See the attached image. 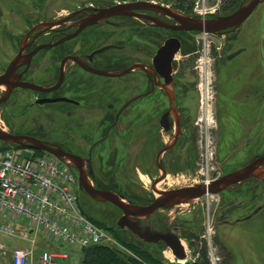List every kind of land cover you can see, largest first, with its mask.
<instances>
[{
  "label": "flooded vegetation",
  "instance_id": "obj_1",
  "mask_svg": "<svg viewBox=\"0 0 264 264\" xmlns=\"http://www.w3.org/2000/svg\"><path fill=\"white\" fill-rule=\"evenodd\" d=\"M46 1L49 0H0V23L12 22V15L21 13L23 7L20 5L25 2L40 12ZM139 1H150L176 8L158 0H113L109 3L106 1L103 5L92 1L67 10L66 13L62 10L47 18L29 22L21 34L13 31L8 37L13 39V43L8 47L11 49H8L7 53H0V74L6 71L17 55H21L14 72L16 82H30L44 88L54 87L51 91H40L17 86L9 98L15 90L21 89L32 91L35 94L33 102L36 104L43 106L61 103L60 115L64 118V128L60 140L50 137L47 128L38 123L33 125L34 131L38 133L27 134L77 155L80 159L79 164L97 189L113 191L124 198L126 196L122 191L128 194V197L137 193L132 185L125 181L130 174V166L135 169H138V165L147 167L152 176L151 189L156 193L155 197L158 195L156 189L166 191L178 188L160 185L169 184V171L177 170L181 164L192 166L195 148L203 146L204 127L214 147H221L223 142L219 131L222 128L220 122L223 118L222 113L225 116L227 110L233 112L234 102L239 107L246 108L245 112H248L250 118L259 119L262 116L264 118V29L260 30L259 20L255 15L256 12L260 13L259 6L264 0H261L237 29H228L223 34H217L226 36L224 45L228 49V46L233 47L228 44L231 40L228 36L238 33L237 41L240 45L223 55L227 61L235 57L242 59L237 68L238 88L242 96L237 101L231 99L226 103L225 101L220 103L215 95L217 93L215 83L210 102L203 99L200 87L197 100L193 94L190 95L200 82L198 84L196 79L192 80L188 75L186 71L188 63L182 62L181 65L178 62V53L191 46L190 36H194L193 41L198 42L197 36L201 32L177 31L162 27L158 25L160 19L169 23L176 21L156 10L143 7L146 4L139 3L134 7L133 3ZM237 1L238 7L249 0ZM115 4L128 5L125 13L106 16L101 19L102 21L85 25L76 36L67 38L75 33L85 20L98 13L100 8ZM225 9L227 8H223ZM223 10L202 18H212L233 11ZM191 15L199 16L195 13ZM55 22L58 23L48 25ZM171 38L179 39L180 49L172 57L170 52L161 58L157 57L160 48ZM103 47L106 48L98 51ZM236 51L239 53L230 57ZM189 53L188 50L187 54ZM216 60L214 57L215 75L219 73ZM194 68L199 71L201 77L198 60ZM98 71L108 74H101ZM192 76L195 77L196 74L193 73ZM1 90L0 97L5 93L6 87L0 86ZM47 98L63 100L40 102ZM204 103L212 109L214 124L211 129L202 108ZM221 107L226 108V111H221ZM255 125L256 122L254 127ZM231 141L234 143V138H231ZM260 141L258 134L256 142L253 143L254 149H259ZM263 154L264 152L254 154L247 163L243 162L235 167L232 162V168L229 167L216 175H213V171L210 182L244 167ZM66 160L70 162L68 165L76 175L78 194L83 190L90 196L80 187L78 163ZM138 177L143 180L140 174ZM217 195L221 209L219 223L234 225L252 218L264 208L262 203L264 178L251 176L230 185ZM155 197L146 204H150ZM161 209L164 208L145 217L140 224L151 227L153 231L175 232L184 244L183 238L187 237L186 235L183 237L182 234L188 223L177 220L173 226L165 223L160 228L156 227V221L159 220L157 212ZM235 214L247 216L233 218ZM219 250L225 252V255L229 251L224 246Z\"/></svg>",
  "mask_w": 264,
  "mask_h": 264
},
{
  "label": "rangeland",
  "instance_id": "obj_2",
  "mask_svg": "<svg viewBox=\"0 0 264 264\" xmlns=\"http://www.w3.org/2000/svg\"><path fill=\"white\" fill-rule=\"evenodd\" d=\"M97 2L103 5L108 1L113 0H49L43 5V8L38 12L37 8H33L29 3H24L21 6L23 10L21 13H16L12 15V22L0 23V53L8 52L9 46L13 43V39H8L9 34L13 31L18 33L26 30L29 22L39 20L41 18H47L52 14H57V12H67V10H72L78 8L83 4L89 2ZM165 4L173 5L177 7V0H158ZM193 2V6L196 0H190ZM211 6H216L219 4V10L227 8L223 11L230 12L239 4V1L235 4V7L229 9L230 0H208ZM191 8L185 13H195L194 8ZM260 13H255L256 18L259 20L260 30L264 29V3L259 6ZM258 11V12H259ZM184 12V11H183ZM224 12V13H225ZM252 22V20H250ZM32 24V23H31ZM251 29L253 28V23L250 24ZM16 28H19L18 30ZM21 34V33H20ZM192 43L191 46L185 48L178 53V62L188 63L186 71L192 80L201 83L198 87L191 92L190 95H194L196 100L199 97V87L202 89L203 98L210 101L212 95L214 94V83L217 85L215 88L217 93L215 94L219 98V102L225 101L230 102L231 99L237 101L241 98L242 94L238 88V72L242 59L233 58L231 61H227L223 53L227 54L231 50L238 47L240 44L237 41L238 33L231 34L228 36L230 42L226 49L225 42L226 36H219L217 34H198L197 41H193L194 36H190ZM243 44V43H242ZM188 50L190 51L189 54ZM201 50V52H200ZM207 51V54L205 52ZM10 54V53H9ZM186 54V55H185ZM222 55V56H221ZM214 57L217 58L218 74L216 72L214 64ZM6 59V58H4ZM201 59V60H200ZM197 60L199 65H206V73L203 76H199V71L194 67L197 65ZM6 61V60H5ZM224 62V63H223ZM221 63L222 66H221ZM227 63V64H226ZM262 67H260V73L262 72ZM195 73L196 76L193 77L192 74ZM201 73V70H200ZM204 73V72H203ZM262 74V73H261ZM2 90L0 91L1 94ZM201 97V96H200ZM35 99V94L30 90L17 89L13 92V95L0 106V125L6 130L15 133H38L33 129L34 123H38L47 128V133L50 137L57 140L61 139V134L64 128V118L60 115V105L57 104H47L39 105L33 102ZM222 101V102H221ZM232 111L227 110L225 116L222 113L220 122L222 128H220L219 135L223 142L221 147L210 148L207 151L201 150L197 147L195 148V163L192 161V166H185L181 164L177 170L169 171V184L165 185L162 183L161 187H182L187 185H193L199 183L195 181L198 179V170L201 169L203 163L206 169V159L208 155L212 158L211 163L208 164L211 172L214 171L213 175L222 172L224 170L232 168V162L234 167L240 165L243 162L247 163V160L251 158L254 154L264 152V118L253 119L250 118L247 109L239 107L237 103H233ZM264 105V104H263ZM58 107V108H57ZM221 111H226V108L221 107ZM223 109V110H222ZM43 111V114H41ZM243 111V112H242ZM230 112V113H229ZM245 112V113H244ZM262 115V114H261ZM249 117V118H247ZM254 122L256 125L254 127ZM258 122V123H257ZM210 124H214V121L210 119ZM260 128L257 129V126ZM213 126V125H212ZM234 131V133H233ZM259 134L260 146L259 149L253 148V143L256 142V136ZM203 137V136H202ZM218 138V137H217ZM231 138H234V143H232ZM166 135V140H168ZM249 140V142H248ZM238 143V145H237ZM248 143V145H247ZM263 143V144H262ZM8 143L0 141V147L7 146ZM23 154L30 156L33 151L30 149H22ZM235 163V164H234ZM214 167L212 169L211 167ZM138 169L130 166V174L126 177V180L130 185H132L133 190L136 194H132L130 197L126 195L124 191L123 194L126 199L133 203H148L155 197L153 190L151 189L152 176L144 165H138ZM142 176L141 180L138 176ZM123 179V178H122ZM79 202L84 213L97 225L106 229L108 233L114 238V243H108L114 245L129 255H134L133 249H129L128 243L133 244L138 247L140 251L144 252L145 255H149L152 258L158 259L165 263H181L185 264L187 262H194L200 257L204 256L208 259V244L207 237L211 236L214 251L216 256H220V264H264V208L258 212L255 216L250 219H245L234 225H222L219 223L220 220V199L218 195H206L197 199L193 204L184 203L181 205H174L170 208H164L157 212L159 220L156 221V227L168 223V225L173 226L176 221L188 223L186 228L183 230L184 247L187 250V258L184 260H178L173 254L172 250L166 246L163 242H147L140 239L134 233H132L128 228H121L117 225L119 217L122 215V210L110 202L97 201L95 198L89 196L85 191H80ZM262 203L264 201L262 200ZM236 216L245 217L247 215L235 214ZM166 220V221H165ZM17 223L20 229L26 223L22 219H18ZM27 225V224H26ZM23 227V228H21ZM149 229L151 227L147 226ZM153 231V230H152ZM155 231V230H154ZM203 235L206 236L203 237ZM34 236V232L31 233ZM37 243L34 246V262L32 264H39L38 258L41 250L44 247H54L45 237H43V232L38 230L36 234ZM0 241L7 243L11 248L16 246L21 247H31L33 244L29 240H23L18 237H12L8 235L0 234ZM52 241V240H51ZM126 243L125 246L123 243ZM224 246L229 250L228 252H220L219 248ZM41 247V248H40ZM57 247V246H56ZM47 249V248H46ZM72 257V264H80L82 259V248L77 245L66 247ZM11 255L7 256L0 253V264H10ZM210 263V262H209Z\"/></svg>",
  "mask_w": 264,
  "mask_h": 264
},
{
  "label": "built area",
  "instance_id": "obj_3",
  "mask_svg": "<svg viewBox=\"0 0 264 264\" xmlns=\"http://www.w3.org/2000/svg\"><path fill=\"white\" fill-rule=\"evenodd\" d=\"M193 8L197 15L205 17L215 14L219 4L211 6L208 0H196ZM201 33L207 35L206 32ZM200 69L203 76L206 65H201ZM202 108L211 129L212 109L205 103ZM203 131V146L200 149L208 152L213 148V143L205 127ZM211 158L207 153L206 169L201 163L195 181L209 183L213 178V170L211 172L208 167ZM211 168L214 169L213 166ZM18 219L27 224L24 231L20 229ZM38 230L48 238L68 246L84 247L115 242L106 229L84 213L79 202L76 175L67 163L47 152L33 151L32 155L27 156L18 147H0V234L22 237L33 244L27 248H14L11 252L13 264L34 262ZM32 232L34 236H31ZM203 237L206 238L205 235ZM206 239L210 264H220V256L215 254L212 237ZM8 251L7 243L0 241V253L5 255ZM68 259L69 253L66 250L44 249L38 262L69 264Z\"/></svg>",
  "mask_w": 264,
  "mask_h": 264
},
{
  "label": "water",
  "instance_id": "obj_4",
  "mask_svg": "<svg viewBox=\"0 0 264 264\" xmlns=\"http://www.w3.org/2000/svg\"><path fill=\"white\" fill-rule=\"evenodd\" d=\"M260 2L261 0H249L228 14L218 15L212 18L194 16L185 13L180 9L150 1L134 2L133 5L136 7V5L139 3H143L144 5L146 4L143 7L156 10L163 15L172 17L176 21L175 23H169L160 19L158 21V25L162 27L177 31H200L210 34H223L228 29H237L252 14ZM127 7L128 5L126 4H115L110 7L100 8L98 13L94 14L92 18L85 20L81 27L67 38L76 36L85 25L102 21L101 19L106 16L125 13ZM57 23L58 22L49 23L48 25H55ZM105 48L106 47H103L98 51H102ZM179 49V39L171 38L167 40L160 48L157 57L161 58V56H164L167 52H170V57H172V55H174V53ZM238 53L239 51H236L230 57L235 56ZM20 57L21 55H17L10 62L6 71L0 74V86L6 87L5 93L0 97V104L9 98L10 93L17 86L33 88L40 91H51L54 89V87L44 88L30 82H16L14 80L16 78L14 72L20 62ZM168 69L170 70L169 64ZM98 72L101 74H108L103 71ZM61 100H63V98H47L42 99L40 102H57ZM0 141L19 146L21 148L48 152L63 160L67 164H70V162H68L66 159L77 162L80 171V187L84 188L93 198L103 202H110L122 210L123 213L117 221V225L119 227L128 228L140 239L147 242L157 243L159 241H163L179 260L186 259L187 253L184 244L178 237L177 233L152 231L147 226L140 224L142 219L150 216L160 208H169L176 204L182 203L193 204L197 199L206 195H217L230 185L237 182H242L251 176L264 178L263 154L244 167L221 176L210 183H196L190 186L178 187L166 191H160L156 189L155 191L158 195L150 204H139L128 201L126 198L116 192L97 189L92 181L88 179L84 169L79 164V157L75 154L65 151L60 146L50 145L32 135L13 133L9 130H6L2 126H0Z\"/></svg>",
  "mask_w": 264,
  "mask_h": 264
},
{
  "label": "trees",
  "instance_id": "obj_5",
  "mask_svg": "<svg viewBox=\"0 0 264 264\" xmlns=\"http://www.w3.org/2000/svg\"><path fill=\"white\" fill-rule=\"evenodd\" d=\"M178 9L188 12L192 8L193 2L190 0H177ZM237 0H230L229 9L235 7ZM12 144H8L10 146ZM2 146V147H7ZM15 146V145H14ZM18 147V146H16ZM36 153H44V151L36 150ZM127 245L125 242L123 243ZM129 249H133L134 255H129L120 248L108 244H92L89 246L81 247L82 259L80 264H181V263H165L158 259L152 258L149 255H145L144 252L140 251L138 247L131 243H128ZM185 264H210L208 259L204 256L200 257L194 262H187Z\"/></svg>",
  "mask_w": 264,
  "mask_h": 264
},
{
  "label": "crops",
  "instance_id": "obj_6",
  "mask_svg": "<svg viewBox=\"0 0 264 264\" xmlns=\"http://www.w3.org/2000/svg\"><path fill=\"white\" fill-rule=\"evenodd\" d=\"M20 227V226H19ZM23 227H25L24 229H26V227H27V225L25 224ZM23 227H21V228H23ZM24 229H21L22 231H24ZM12 237H14V236H12ZM16 237V236H15ZM43 237H45L51 244H53L54 245V247H42V248H47V249H51V250H66L65 248L66 247H71V246H68V245H64V244H61L60 242H57V241H54V240H52V239H50V238H48L44 233H43ZM18 238H21V239H23L22 237H18ZM23 240H28V239H23ZM52 240V241H51ZM30 241V240H29ZM8 245V244H7ZM57 246V247H56ZM80 247V246H79ZM8 248H9V251L5 254V256H7V254H10L11 255V252H12V250L14 249V248H27V247H21V246H16V247H13V248H11L9 245H8ZM41 248V247H40ZM81 248V247H80ZM44 250V249H43ZM42 251V250H41ZM68 253H69V259H68V263L69 264H72V261H71V257H72V255H71V253L68 251V250H66ZM4 255V254H3ZM10 264H13V262H12V255H11V260H10Z\"/></svg>",
  "mask_w": 264,
  "mask_h": 264
}]
</instances>
